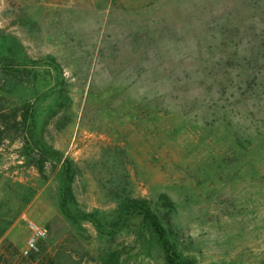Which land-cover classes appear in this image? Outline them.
Listing matches in <instances>:
<instances>
[{"label": "rangeland", "instance_id": "rangeland-1", "mask_svg": "<svg viewBox=\"0 0 264 264\" xmlns=\"http://www.w3.org/2000/svg\"><path fill=\"white\" fill-rule=\"evenodd\" d=\"M125 197L191 264H264V0H0V264H165Z\"/></svg>", "mask_w": 264, "mask_h": 264}, {"label": "trees", "instance_id": "trees-1", "mask_svg": "<svg viewBox=\"0 0 264 264\" xmlns=\"http://www.w3.org/2000/svg\"><path fill=\"white\" fill-rule=\"evenodd\" d=\"M7 115L11 119V121L9 122L10 128L14 129L15 131L21 130L23 133V140L28 138L30 136L31 133L30 130L32 129L34 123L30 107H25L22 109L15 108L11 110L9 113H7ZM38 151H39L38 156L36 157V159H31L30 164L34 165L40 173L43 172L45 163L47 162L48 158L56 157L60 159L58 157L60 156L58 155V151L52 148L40 147ZM62 163L64 164L66 170L64 173L65 184L62 187L64 197L62 199L61 208L63 212L68 217H70L71 214L69 212V208L67 207V201L68 199L73 200L72 188L70 185V182L73 178V175L71 174V170H72L71 161L65 158L62 160ZM159 196H160L159 198L160 202L158 204L159 207L162 208L173 207V203L168 199V197H166V195L160 194ZM119 207L125 210V212L123 213L127 215L125 219L131 218L134 215H138L141 218V220L151 228L152 233L158 239L160 243V247L162 248L165 264H191L188 261L180 258V255L176 251L173 243L168 238L167 231L164 225L162 224L157 212H155L149 206V203L146 199L125 197L119 203ZM88 216H92V215L89 214ZM13 218L14 216L3 222V226L0 228V238L3 236L4 232L12 223Z\"/></svg>", "mask_w": 264, "mask_h": 264}, {"label": "built area", "instance_id": "built-area-1", "mask_svg": "<svg viewBox=\"0 0 264 264\" xmlns=\"http://www.w3.org/2000/svg\"><path fill=\"white\" fill-rule=\"evenodd\" d=\"M30 234L25 240L24 253L36 249V243L39 239L45 238L47 229L41 224L29 222Z\"/></svg>", "mask_w": 264, "mask_h": 264}]
</instances>
